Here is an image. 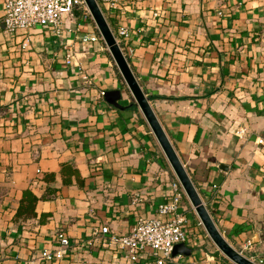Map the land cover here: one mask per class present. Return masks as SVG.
<instances>
[{
	"label": "crops",
	"instance_id": "crops-1",
	"mask_svg": "<svg viewBox=\"0 0 264 264\" xmlns=\"http://www.w3.org/2000/svg\"><path fill=\"white\" fill-rule=\"evenodd\" d=\"M118 1L105 16L114 32L128 26L121 46L217 227L264 256V0ZM77 23L98 31L74 9L60 33L11 32L0 5V264H124L110 235L170 197L175 175L105 42L78 39ZM116 88L121 106L100 94ZM25 188L38 197L28 212ZM188 202L191 251L168 264H235ZM59 229L69 245L46 258Z\"/></svg>",
	"mask_w": 264,
	"mask_h": 264
},
{
	"label": "built area",
	"instance_id": "built-area-1",
	"mask_svg": "<svg viewBox=\"0 0 264 264\" xmlns=\"http://www.w3.org/2000/svg\"><path fill=\"white\" fill-rule=\"evenodd\" d=\"M97 1L103 12L116 9L119 3L118 0ZM0 5L4 26L11 32L40 25L60 33L64 28L65 17L73 14L74 9L88 13L83 0H0ZM152 14L155 16L158 11L153 10ZM74 29L78 39L82 41H95L101 38L98 31L83 30L80 23H77ZM114 33L121 45L120 37H127L129 28L122 23ZM73 57V53L69 52L66 62L73 63ZM75 64L81 78L89 81L85 67L78 62ZM100 94L104 95L105 90H100ZM262 178L264 179V168ZM184 197L185 193L174 177L171 181L170 197L158 204L154 216H138L127 232L110 235V241L124 252V264H138L143 255L152 257L155 264H168L173 259V245L185 242L190 237L188 218L180 211ZM101 231L108 232V226H101ZM56 237L58 247L53 251L42 252L46 258L62 255L69 245V238L63 230H57ZM253 259L259 264H264V256Z\"/></svg>",
	"mask_w": 264,
	"mask_h": 264
},
{
	"label": "water",
	"instance_id": "water-1",
	"mask_svg": "<svg viewBox=\"0 0 264 264\" xmlns=\"http://www.w3.org/2000/svg\"><path fill=\"white\" fill-rule=\"evenodd\" d=\"M95 27L97 28L102 40L105 42L108 51L123 78L129 93L131 94L138 109L143 115L152 134L154 135L164 157L166 158L173 174L179 181L187 200L192 206L199 222L202 224L207 235L217 247V249L235 264H259L241 250L235 248L217 227L211 213L202 199L191 175L175 150L169 136L161 124L149 96L144 92L139 80L133 72L126 54L119 44L113 29L111 28L102 8L97 0H83ZM105 99L115 105L121 106L118 99L121 97L119 89H109L105 92ZM191 247L181 241L175 243L172 253L177 252L189 254Z\"/></svg>",
	"mask_w": 264,
	"mask_h": 264
},
{
	"label": "trees",
	"instance_id": "trees-1",
	"mask_svg": "<svg viewBox=\"0 0 264 264\" xmlns=\"http://www.w3.org/2000/svg\"><path fill=\"white\" fill-rule=\"evenodd\" d=\"M88 15H89V14H88ZM89 17H90V15H89ZM90 18H91V17H90ZM119 74H120V73H119ZM149 99H150V98H149ZM129 106H131L132 108H134V109L139 113L140 118H141L142 120H144V118H143V116L140 114L139 109H138L136 103L134 102L132 96H131V100H130V104H129ZM162 156H163V155H162ZM170 171H171V173L173 174V172H172L171 169H170ZM46 195H47V194H46ZM44 196H45V195H44ZM37 198H38V197L36 196V194H34L30 189L25 188V189L23 190V193H22V196H21V201L24 200V199L28 201L27 205L24 207V209L26 210V212H28V211H30V209H32L33 204H34V202L36 201ZM184 198L187 200L186 196H185ZM187 202H188V200H187ZM188 204L190 205L189 202H188ZM20 205H21V204H19V209H17V212H18V211L20 212ZM31 211H32V210H31ZM218 251H219V250H217V252H218ZM222 257H224L225 259H227V257H225L224 255H222Z\"/></svg>",
	"mask_w": 264,
	"mask_h": 264
},
{
	"label": "rangeland",
	"instance_id": "rangeland-1",
	"mask_svg": "<svg viewBox=\"0 0 264 264\" xmlns=\"http://www.w3.org/2000/svg\"><path fill=\"white\" fill-rule=\"evenodd\" d=\"M90 15V14H89ZM92 19V18H91ZM124 81V80H123ZM195 216H196V214H195ZM197 217V216H196ZM197 219V221L199 222V219H198V217L196 218ZM199 224V226H201L202 227V230H203V232H206L205 230H204V228H203V226H202V224L199 222L198 223ZM212 248H214V247H216L214 244H213V242H212Z\"/></svg>",
	"mask_w": 264,
	"mask_h": 264
}]
</instances>
